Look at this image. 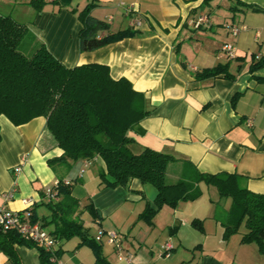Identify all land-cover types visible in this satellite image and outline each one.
<instances>
[{
    "label": "crops",
    "instance_id": "crops-1",
    "mask_svg": "<svg viewBox=\"0 0 264 264\" xmlns=\"http://www.w3.org/2000/svg\"><path fill=\"white\" fill-rule=\"evenodd\" d=\"M90 1L49 3L36 12L30 0H0V11L27 23L34 39L44 41L67 66L107 64L112 77L128 78L144 94L152 108L141 121L145 132L129 135L137 141V151L149 147L171 156L169 181L190 179L196 171L237 172L246 176L251 191L264 193V67L250 70L253 56L264 54V11L244 6L264 9V0H240L243 4L237 0H93L91 14L108 21L112 31L133 28L138 34L81 51L79 14ZM234 5L236 11L230 9ZM200 16H207L208 22L196 27ZM227 24L247 29L234 35ZM227 42L235 45L234 58L222 50ZM225 63L235 79L195 76L198 70ZM0 127V206L18 211L33 208L42 224L51 218L45 188L59 180L70 181L79 201L76 219L88 230L94 223L97 230L119 232L124 247L133 254L132 264H264L256 243L242 242L239 233L224 238V227L215 218L217 190L202 209L195 205L186 215L164 205L149 224L139 219L157 195L148 183L133 179L127 186L106 187L99 175L105 168L100 158L88 166L84 159L59 160L63 151L46 129L44 116L15 125L1 115ZM17 165H21L19 173L14 170ZM200 187L201 197L186 202L198 201L214 188ZM89 203L94 210L85 208ZM163 208L165 213H160ZM193 219L202 221L204 231L192 225ZM54 228V223L45 227L50 233ZM165 242L173 249L160 257ZM80 243L79 236L58 240L59 261L97 264L92 247ZM100 243L111 264H127L105 239ZM16 250L22 264H41L37 247L16 245ZM0 264H11L1 248Z\"/></svg>",
    "mask_w": 264,
    "mask_h": 264
},
{
    "label": "trees",
    "instance_id": "trees-1",
    "mask_svg": "<svg viewBox=\"0 0 264 264\" xmlns=\"http://www.w3.org/2000/svg\"><path fill=\"white\" fill-rule=\"evenodd\" d=\"M70 0H52L64 6ZM239 4H243L237 0ZM49 0H30L29 4L40 12ZM91 0L79 14V46L81 51H92L112 42L138 34L133 28L112 31L110 23L91 14ZM254 11L264 9L244 4ZM236 11L237 6H231ZM104 32V35L101 33ZM32 38V48L21 49L26 39ZM264 67V54L253 61L250 70ZM223 75L235 79L229 64L198 70V79ZM237 95L233 96L235 105ZM152 111L143 93L136 90L126 77H112L110 68L103 63L67 66L57 58L44 41H36L27 23L10 13L0 11V116L5 115L13 124L21 125L32 119L46 117V129L63 151L59 160L76 161L100 158L105 168L99 173L106 187L127 186L133 179L152 184L157 195L154 205L148 204L139 219L149 224L164 206L176 207L181 201L201 197V184L212 186L218 192V202L230 201L226 210L215 214L224 227V238L239 233L244 243L254 242L264 254V193H255L246 185V176L237 172L217 173L196 171L195 175L169 181L167 169L171 156L149 147L137 151V141L130 131L144 133L141 121ZM0 127V141H1ZM56 158L49 159V164ZM73 184L59 180L57 199L46 202L51 210L50 219L42 226L54 223L51 234L58 240L74 236L80 244L92 247L97 264H111L103 254L102 244L90 236L82 221L75 217L79 201L72 192ZM94 210L92 203L85 206ZM33 222L39 217L30 209ZM44 219V218H42ZM192 225L204 231L202 221L193 219ZM177 226L172 227V229ZM16 245L37 247L41 264H56L52 256L59 250L49 251L26 240L15 230L0 228V248L11 264H22Z\"/></svg>",
    "mask_w": 264,
    "mask_h": 264
},
{
    "label": "built area",
    "instance_id": "built-area-1",
    "mask_svg": "<svg viewBox=\"0 0 264 264\" xmlns=\"http://www.w3.org/2000/svg\"><path fill=\"white\" fill-rule=\"evenodd\" d=\"M207 22V16H200L194 23L196 27H199ZM134 23L135 25L139 24L138 21ZM227 27H229L231 33L234 35H238L241 31L247 29L246 25L239 26L227 24ZM222 50L227 53L228 57H235V45L233 43H225L222 46ZM260 57L261 55H257L256 58ZM23 160L25 159L23 158ZM91 163L92 160H85L86 166L90 165ZM14 170L16 173H19L21 171V165H17ZM58 185L59 181H56L53 186L45 188L44 192L47 202L57 199ZM6 197L11 198V195H6ZM30 214V209L18 211L2 205L0 206V228L4 231L15 230L26 240L43 246L49 251H54L58 242L57 239L48 230H46L39 221L33 222L30 218ZM95 239L99 242H102L105 239V241L115 249L120 260H125L127 264H132L133 254L124 247L123 239L119 232L111 229L99 228L95 235ZM172 249L173 245L167 242L162 246V254L168 256ZM51 260L56 264H62L55 255L52 256Z\"/></svg>",
    "mask_w": 264,
    "mask_h": 264
},
{
    "label": "rangeland",
    "instance_id": "rangeland-1",
    "mask_svg": "<svg viewBox=\"0 0 264 264\" xmlns=\"http://www.w3.org/2000/svg\"><path fill=\"white\" fill-rule=\"evenodd\" d=\"M49 3H53L52 1H49ZM49 3H47V4H49ZM46 4V5H47ZM53 4H55V3H53ZM85 5V4H84ZM84 5H83V8H84ZM31 44H32V38L29 36V39H26L24 42H23V45L21 46V49L23 50V49H25V51L29 48H32L31 47ZM148 186L149 187H152L153 189H155L154 188V186L152 185V184H148ZM215 191H216V188H213V189H210V190H207L205 193H204V196H203V198L202 199H200V200H198V201H195V202H186V201H181L176 207H171V208H173L174 210H172L171 208H168V209H171V211H180L182 214H186V215H189V214H192V211L194 210V207H195V205H198V204H200L201 205V209H202V205L205 203L206 205H207V203L209 204L210 202H209V199H210V196L211 195H213V193H215ZM217 206H218V209H217V213H220L221 212V210H223L224 208H229V206H230V202L227 200V201H220V202H218V204H217ZM165 209L166 208H163L162 210H161V212L160 213H165ZM225 210V209H224ZM42 211H44V209H41V210H39V213L41 214L42 213ZM185 211V212H184ZM90 229H89V234H90V236H95V233H96V231H98L97 230V228H96V225L94 224V223H92V224H90ZM166 243V242H165ZM164 243V244H165ZM114 254V253H113ZM159 255H160V257H162V248H161V246H160V253H159ZM164 257V256H163Z\"/></svg>",
    "mask_w": 264,
    "mask_h": 264
}]
</instances>
